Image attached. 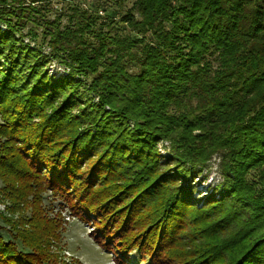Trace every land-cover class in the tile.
I'll return each instance as SVG.
<instances>
[{
  "label": "trees",
  "instance_id": "1",
  "mask_svg": "<svg viewBox=\"0 0 264 264\" xmlns=\"http://www.w3.org/2000/svg\"><path fill=\"white\" fill-rule=\"evenodd\" d=\"M42 1L0 0V264H83L65 210L118 264H264V0Z\"/></svg>",
  "mask_w": 264,
  "mask_h": 264
},
{
  "label": "rangeland",
  "instance_id": "2",
  "mask_svg": "<svg viewBox=\"0 0 264 264\" xmlns=\"http://www.w3.org/2000/svg\"><path fill=\"white\" fill-rule=\"evenodd\" d=\"M133 0L124 2L122 5L119 4L117 0H43L39 6L46 5L47 18L52 20L58 18L62 26L67 25L71 13L78 11H87L91 14L95 13L94 10L97 7L103 9L99 15L103 18L107 17L109 14L115 13L116 15L127 11L132 6ZM74 8L77 11H74ZM105 20V19H102ZM59 24V25H61ZM2 28L4 25L0 24ZM48 51V48H45ZM50 70L56 75H65L67 70L65 67L57 62H53ZM165 154V151L162 150ZM208 176L207 180L201 184L200 190L205 193L208 187H213L220 180L221 177L218 173L217 167L214 164L213 168L205 172ZM3 179L0 177V211H3L6 215H10V209L12 207V202L6 197L4 193ZM44 196L48 197V193H43ZM50 198L44 200V204L49 208L50 215L58 214L60 209L56 203L50 204ZM30 206L29 204H27ZM31 207H27L25 210H21L13 214L12 218L16 219L20 213L28 214L31 213ZM32 209V208H31ZM62 218L59 223H63L62 229L60 230V238L55 243L53 249L58 250L66 261L79 260L83 264H118L115 256L110 254L109 251L105 250L97 241L94 240L91 231L92 226L85 224L83 221L79 220L77 217L70 215L68 211L61 212Z\"/></svg>",
  "mask_w": 264,
  "mask_h": 264
}]
</instances>
